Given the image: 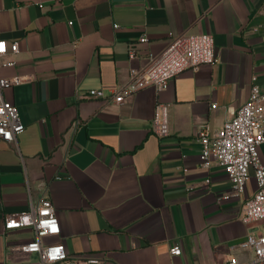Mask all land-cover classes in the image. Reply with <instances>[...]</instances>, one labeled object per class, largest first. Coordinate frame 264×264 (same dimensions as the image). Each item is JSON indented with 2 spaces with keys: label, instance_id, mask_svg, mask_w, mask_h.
<instances>
[{
  "label": "crops",
  "instance_id": "0c3cea01",
  "mask_svg": "<svg viewBox=\"0 0 264 264\" xmlns=\"http://www.w3.org/2000/svg\"><path fill=\"white\" fill-rule=\"evenodd\" d=\"M201 34L213 36L216 65L183 71L161 93L112 101L132 68ZM0 39L19 44L14 67L0 58V77L23 80L3 96L26 127L15 143L0 141V264L39 263L20 251L34 230L5 231L4 222L43 197L61 225L44 242L93 264L255 258L238 244L264 221L244 223L245 199L232 196L228 175L200 166L197 132L216 135L248 100L253 76L264 87V0H0ZM160 104L170 130L162 139L152 132ZM251 171L247 197L257 188Z\"/></svg>",
  "mask_w": 264,
  "mask_h": 264
},
{
  "label": "built area",
  "instance_id": "2783aa9c",
  "mask_svg": "<svg viewBox=\"0 0 264 264\" xmlns=\"http://www.w3.org/2000/svg\"><path fill=\"white\" fill-rule=\"evenodd\" d=\"M72 25V23H70ZM143 41H148L146 37ZM19 52V44L7 43L0 39L1 66L14 67V56ZM135 53L130 52L133 59ZM219 62L215 53L214 39L210 34L180 36L170 43L167 50L160 55H150L148 63L140 69L132 68L128 82L120 88L113 89L110 98L121 104L127 97L139 93L142 89L152 87L158 93L165 91L170 82L185 70H196L203 64L216 65ZM23 83L19 77L12 79L0 77V141L15 143L23 134V125L16 105L4 99L3 90ZM90 98L104 99L107 95L102 90H91ZM168 107L158 105L153 118L152 132L158 138L170 134L167 119ZM197 142L202 145L201 167L210 168L213 163L228 175L232 196L244 198L242 221L246 224L264 221V87L256 83L253 76L248 100L239 108L235 116L227 119L216 135L210 133L208 126H201L197 132ZM254 171L256 191L247 197V185ZM207 183L210 180L206 181ZM193 188H189L192 191ZM229 195L222 197L228 200ZM31 228L35 240L20 247V251L38 254V264H93L98 260H84L70 254L61 243L48 244L46 237L61 234V225L52 201L43 197L22 213L7 216L4 230ZM241 249L252 250L255 258L248 263H241L238 258H231L226 264H264V228L259 235L250 234L238 244ZM172 256L182 253L180 245L170 250Z\"/></svg>",
  "mask_w": 264,
  "mask_h": 264
}]
</instances>
